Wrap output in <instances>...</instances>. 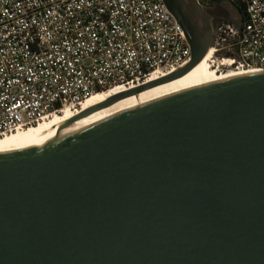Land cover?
Masks as SVG:
<instances>
[{"label": "water", "instance_id": "obj_1", "mask_svg": "<svg viewBox=\"0 0 264 264\" xmlns=\"http://www.w3.org/2000/svg\"><path fill=\"white\" fill-rule=\"evenodd\" d=\"M163 1L190 64L74 121L206 57L213 18L198 0ZM0 264H264V73L0 148Z\"/></svg>", "mask_w": 264, "mask_h": 264}, {"label": "built area", "instance_id": "obj_2", "mask_svg": "<svg viewBox=\"0 0 264 264\" xmlns=\"http://www.w3.org/2000/svg\"><path fill=\"white\" fill-rule=\"evenodd\" d=\"M226 1L242 23L213 24L209 66L264 73V0ZM191 60L163 0H0V138L77 116L93 95L134 90Z\"/></svg>", "mask_w": 264, "mask_h": 264}, {"label": "bare ground", "instance_id": "obj_3", "mask_svg": "<svg viewBox=\"0 0 264 264\" xmlns=\"http://www.w3.org/2000/svg\"><path fill=\"white\" fill-rule=\"evenodd\" d=\"M209 57L210 54H207L198 66H196L186 76L176 81L149 89L140 94L126 98L112 105L111 107L94 112L93 114L86 116L82 119L74 121L73 119L74 117H76L74 113H71L70 111H64L60 115H53L48 118H45L43 121L40 120V122L35 126H31L27 129L19 130L17 132H13L4 137H1L0 148L14 144L22 139L31 137L33 135H44L83 122L108 119L129 112L131 110L143 107L150 103L165 99L167 97L177 95L179 93H183L213 83H218L221 81H226L229 79L248 75V73H235L232 71L221 72L220 69H218L217 67H210L208 63ZM117 92L119 91L115 90L111 93H99L93 95L87 100V102L83 106L84 111L101 105L102 103L107 101V99L110 98V95L119 94Z\"/></svg>", "mask_w": 264, "mask_h": 264}, {"label": "flooded vegetation", "instance_id": "obj_4", "mask_svg": "<svg viewBox=\"0 0 264 264\" xmlns=\"http://www.w3.org/2000/svg\"><path fill=\"white\" fill-rule=\"evenodd\" d=\"M206 13L213 18L212 24L234 21L238 9L226 0H206L203 6Z\"/></svg>", "mask_w": 264, "mask_h": 264}, {"label": "trees", "instance_id": "obj_5", "mask_svg": "<svg viewBox=\"0 0 264 264\" xmlns=\"http://www.w3.org/2000/svg\"><path fill=\"white\" fill-rule=\"evenodd\" d=\"M240 12H243L242 10H240Z\"/></svg>", "mask_w": 264, "mask_h": 264}]
</instances>
